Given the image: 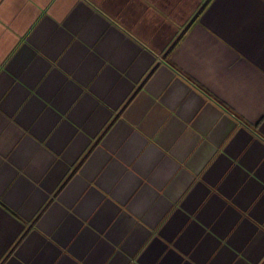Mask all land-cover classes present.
<instances>
[{"label":"crops","instance_id":"crops-1","mask_svg":"<svg viewBox=\"0 0 264 264\" xmlns=\"http://www.w3.org/2000/svg\"><path fill=\"white\" fill-rule=\"evenodd\" d=\"M0 264H264V0H0Z\"/></svg>","mask_w":264,"mask_h":264}]
</instances>
